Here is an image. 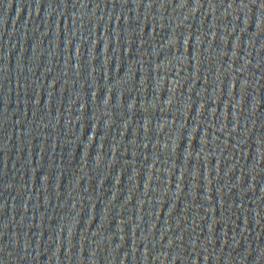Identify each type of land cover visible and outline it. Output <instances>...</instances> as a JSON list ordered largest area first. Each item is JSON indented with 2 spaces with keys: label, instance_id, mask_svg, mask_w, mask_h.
<instances>
[{
  "label": "water",
  "instance_id": "1",
  "mask_svg": "<svg viewBox=\"0 0 264 264\" xmlns=\"http://www.w3.org/2000/svg\"><path fill=\"white\" fill-rule=\"evenodd\" d=\"M0 264H264V0H0Z\"/></svg>",
  "mask_w": 264,
  "mask_h": 264
}]
</instances>
